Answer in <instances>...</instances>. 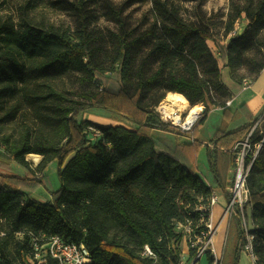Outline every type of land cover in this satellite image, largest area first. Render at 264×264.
<instances>
[{"label": "trees", "instance_id": "1", "mask_svg": "<svg viewBox=\"0 0 264 264\" xmlns=\"http://www.w3.org/2000/svg\"><path fill=\"white\" fill-rule=\"evenodd\" d=\"M64 3L78 16L76 33L41 27L27 19L18 26L0 21V97L19 91L34 114L42 109L45 113L38 128L27 126L15 138H1L9 158L26 173L18 175L6 164L0 165V218L8 225L6 231L1 228L6 233L0 236V264H37L32 260L29 232L57 234L83 243L92 264H181L178 245L184 232L177 224L201 221L200 230H207L204 224L210 215L213 187L230 199L226 186L233 179L229 173L240 142L249 134L253 147L263 137L258 123L253 126L264 104L241 125L217 130L209 141L212 146L205 145L213 177L208 185L195 172V156L193 163L190 158V151L196 154L201 142L194 138L190 143L173 142L149 132L160 129L193 135V130L183 131L159 118L155 108L168 92L181 93L191 106L203 104L195 127L203 123L211 107H226L230 91L206 44L213 39L211 32L206 26L185 21L164 3L157 6L162 17L137 31L126 25L122 9L109 4L107 14L117 22L118 30L106 39L111 59L104 65L101 59L108 54L88 29L86 0ZM229 5L224 33H230L238 20L245 19L246 25L226 44L216 46L229 76L243 85L246 76L239 71L245 67L252 82L264 68V0H229ZM253 49L256 56L248 58ZM71 70L89 82L97 73L111 74L97 82L96 90L76 99H67L50 85L42 94L34 92V83L57 79ZM89 108L115 113L136 127L99 126L76 118ZM12 112L6 115L8 120L14 119L17 109ZM89 126L100 132L93 140L88 138ZM30 153L41 155L34 169L26 159ZM251 159L245 178L247 200L242 207L245 214L249 209L252 228L248 231L253 235L256 264H264V138L255 156L246 153V162ZM52 161H57L60 185L51 192V199L41 202L26 195L25 189L42 184L45 174L38 176L37 172H43ZM238 211L229 220L235 219L237 230L229 264H237L245 242ZM145 246L151 255L144 253ZM195 252V248L189 249L190 256ZM206 258L211 264L210 252ZM42 264L59 263L46 258Z\"/></svg>", "mask_w": 264, "mask_h": 264}, {"label": "rangeland", "instance_id": "2", "mask_svg": "<svg viewBox=\"0 0 264 264\" xmlns=\"http://www.w3.org/2000/svg\"><path fill=\"white\" fill-rule=\"evenodd\" d=\"M65 1L75 0H0V21L2 22L5 20L13 23L15 26H18V24H20L23 19H27L41 27H55L73 34L77 31L79 20L74 10L66 9V5L64 3ZM159 3H164L167 6L172 7L177 11L179 16L187 22L206 26L213 37V39H208L206 44L217 60L221 80L228 81V78L232 79L229 76V70L227 68L226 62L220 56L216 44H226L230 37L234 34L232 33L233 31L237 34L241 33L246 25V20L243 19L236 21L234 23L233 30L230 32L231 34L228 33L226 35L224 33L226 14L230 8L229 0H137L134 2L132 1V3H127L126 0H86V8L89 13L88 29L91 31L92 36L98 39L96 43L99 42L100 47L102 46L108 54L107 56L102 57V63L104 65H108V62L111 59V46L106 39L109 38L111 33L117 32L118 30L117 22H115L107 14V6L110 4L116 9H122V18L126 25L129 28L141 31L149 27L155 19L162 17V11L160 14V12L157 10V6L160 7ZM256 53L257 52L253 49L247 54V57L249 58L251 56H256ZM239 73L246 76V78L243 80V83L244 85H247L249 83L250 77L248 70L244 67L241 71H239ZM110 74L111 72L108 71L104 73H97L96 77H94L93 80L89 82L83 81L80 72L71 70L57 79L51 81H38L37 83H34V92L37 94H42L46 90L47 85H50V87L62 92V94L67 99H76L80 98L83 93L88 90H96L99 86L98 83L105 81V77ZM31 86L32 84L29 86L30 89ZM226 101L228 100H225V103ZM48 104L50 103H47L46 105L48 106ZM195 105H199L200 108L203 106L202 103H197ZM14 109H17L14 119L8 120L6 115L8 113L12 114ZM186 111L187 112L185 115L190 113V109ZM239 112L240 111L236 113V109H233L232 111L227 110L225 113H221L222 115L220 119L222 123H231V121L232 123H237L238 118L235 117V115H240ZM241 112L244 115V113H246V108L241 109ZM201 114L202 113L199 114L198 120ZM44 117L45 113L43 109L40 112L34 114L33 110L30 108V105L23 99V93L19 91L14 95H8L4 98L0 97V165L6 164L16 174L25 175L26 170L21 166H18L13 160L9 158L7 147L1 141V138L7 135L15 138L21 132H23L27 126L38 128L41 126L40 119H44ZM76 118L78 120H89L99 126L120 125L127 128L136 127L132 121L124 117L108 112L107 110L97 108L83 110L78 113ZM198 120L192 128L193 135L192 137L189 136L190 139L194 137H207L205 135V130L199 129L202 124L195 127L198 123ZM257 121L259 132L264 136V113L259 116ZM208 123H211L209 125V129H211L217 125L218 121L212 115ZM87 133L88 138L91 140L100 134L96 128L91 126L87 128ZM149 133L151 134L152 132L150 131ZM202 147L206 148L204 144H201L198 147L196 154H194L193 151H190L192 163L194 156L197 159L198 151ZM256 149L257 147L254 144L253 147H249L248 151L255 153ZM203 152L204 161L207 163L209 168L206 149ZM26 159L28 160L30 167L34 169L39 163L41 155H39L38 160L34 161L27 154ZM197 163L198 161H195L193 164L195 171ZM197 169L204 178V172L201 166H199ZM42 174H45L42 184H39L32 190L25 189V191L26 195L31 196L41 202H46L51 199V192L56 190L60 185V179L57 172V161L50 162L43 172H37L38 176H42ZM232 175L233 168L229 173V177H232ZM227 204H225L223 209L226 208ZM195 210L196 209L192 210L190 215H192ZM190 222L186 221L185 225H181L180 223L177 224V228L182 229L184 232V237L178 245L181 252V264H194L196 260L197 262L195 264H208L206 258L207 252H210V254L213 256V261L211 264H229L228 261L231 259L230 252L234 245V238L237 231L235 219L233 218L230 222L227 220L226 231L224 234L225 238L220 254H216L213 251L214 248L211 242V229L208 226L210 219L208 218L204 224L207 230H200V226H202L204 222ZM248 223L249 228H252L250 218H248ZM0 228H3L5 231L8 230V225L1 218ZM190 248H195L196 250L193 256L189 255ZM197 257L200 258L197 259ZM29 261L32 263L31 260Z\"/></svg>", "mask_w": 264, "mask_h": 264}, {"label": "built area", "instance_id": "3", "mask_svg": "<svg viewBox=\"0 0 264 264\" xmlns=\"http://www.w3.org/2000/svg\"><path fill=\"white\" fill-rule=\"evenodd\" d=\"M234 33V31L232 32ZM231 34V33H230ZM229 105V101H226L225 106ZM155 110L158 112L159 118L170 124L178 126L183 131L191 132L193 126L198 120L199 112L195 113L196 117L192 122L185 123V118L187 115L185 111L184 114L176 108L174 105H171L170 102L164 101V99L156 106ZM200 111V110H199ZM264 113V111H263ZM179 116V120L175 121L174 116ZM258 121L253 127L257 125ZM253 129V128H252ZM251 132V131H250ZM249 134L247 137L240 142L241 147L235 157V165L233 168V179L231 181L230 187V199L226 205L227 220L229 221L231 216L236 214V209H238V214L240 217V225L242 226L245 232V242L241 247V250L247 252L252 259V263L256 264L255 255L252 250V239L253 235L249 233V223L248 218L249 214L244 213L243 203L247 200V189L245 187V178L249 171V168L252 163V159L249 162H246L245 157L246 153L249 150L250 142L248 141ZM262 139L255 143L257 149L253 153V156L257 153L260 148ZM236 144L233 146L232 150L235 148ZM216 202V193L212 192L209 197L208 207L212 206ZM248 217V218H247ZM189 231V230H187ZM5 231L0 228V236L5 235ZM19 236L22 235L21 232L17 233ZM29 242L32 248V260L36 261L37 264H42L46 258H54L59 264H92L89 250L83 243H75L73 241L64 240L60 235L53 234L48 235L45 232H29ZM144 253L151 255V251L147 246L144 247Z\"/></svg>", "mask_w": 264, "mask_h": 264}, {"label": "crops", "instance_id": "4", "mask_svg": "<svg viewBox=\"0 0 264 264\" xmlns=\"http://www.w3.org/2000/svg\"><path fill=\"white\" fill-rule=\"evenodd\" d=\"M225 86L228 88L230 91V96L227 99L229 101V105L226 107H220V106H213L209 109L201 127L199 129H204L205 130V135L207 136L206 138H196L194 139L198 140V142H201L204 145H209L212 146V144L209 143L210 139L213 137L215 132L217 130H229L232 128L237 127L238 125H241L242 123L246 122L250 117H253L257 114V112L262 108L264 104V68L259 72L255 80L252 82H249L247 85H238L236 82H234L232 79L228 78V81H223ZM170 93H176V92H168L164 98V101L170 102L171 105H174L176 108L181 110V112H184L186 110L190 109V104L187 101V103L183 104L179 101H173L172 99L168 98V95ZM224 108H226L224 110ZM246 108V113L244 115L241 112V109ZM236 109V113L240 111V115L236 114L235 117L238 118L237 123H222L220 117L221 113H225L227 110H233ZM214 116L216 120L218 121L217 125L211 129H209V125L211 123H208L211 119V116ZM151 134L153 137L158 138V139H169L173 142H181V143H190L192 139L190 137H185V136H179L173 133L165 132L160 129H152ZM206 148L202 147L199 149L198 154H197V159L198 161L197 166H196V174H198L208 185L212 184V174L209 171L210 168H208L207 163L204 161V150ZM202 160V161H200ZM201 166L203 172H204V178L202 177V174L200 171H198V167ZM208 170V171H207ZM232 171V168L230 172ZM230 187H231V182L226 186L227 191L230 193ZM212 191L216 193V202L213 204L210 208V215L209 219H211L212 213L215 210H220L223 211L225 204L228 202V197L222 193V191L217 188L213 187ZM247 213H249V209L247 210ZM225 238V235H224ZM234 238V242H235ZM224 241V240H223ZM243 250H240L239 257L237 260V264H253L252 259L249 256L247 252ZM201 257V256H200ZM199 257V258H200ZM197 257V259H199ZM197 262V260H196ZM195 262V263H196ZM194 263V264H195Z\"/></svg>", "mask_w": 264, "mask_h": 264}, {"label": "bare ground", "instance_id": "5", "mask_svg": "<svg viewBox=\"0 0 264 264\" xmlns=\"http://www.w3.org/2000/svg\"><path fill=\"white\" fill-rule=\"evenodd\" d=\"M168 98L172 99L173 101H179L183 104L187 103V99L181 94V93H170L168 95ZM200 106L199 105H193L190 106V113L192 115H188L185 118V123L192 122L193 119L196 117L197 112H199ZM179 116H174L175 121L179 120ZM34 161L38 160L39 155L30 153L28 154ZM227 213L226 210L224 209L223 211L220 210H215L212 213L209 227L211 229V242L214 248V252L216 254H220L222 245H223V240H224V234L226 231V223H227Z\"/></svg>", "mask_w": 264, "mask_h": 264}, {"label": "water", "instance_id": "6", "mask_svg": "<svg viewBox=\"0 0 264 264\" xmlns=\"http://www.w3.org/2000/svg\"><path fill=\"white\" fill-rule=\"evenodd\" d=\"M203 106L200 108L199 114L203 112Z\"/></svg>", "mask_w": 264, "mask_h": 264}]
</instances>
